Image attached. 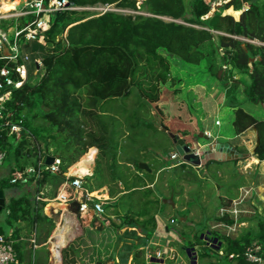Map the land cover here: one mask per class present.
Returning <instances> with one entry per match:
<instances>
[{"label": "trees", "instance_id": "16d2710c", "mask_svg": "<svg viewBox=\"0 0 264 264\" xmlns=\"http://www.w3.org/2000/svg\"><path fill=\"white\" fill-rule=\"evenodd\" d=\"M69 1L76 9L52 12L50 27L26 44V50L40 57L42 65L23 86L13 88L0 118V150L6 153L4 161L13 162L7 183L17 171L25 172L31 166L38 169L48 156L61 158L58 173L44 170L37 180L41 199L32 203L23 196L8 203V223L26 222L36 232L32 243L28 235L26 240L16 237L17 230L10 235L21 264H48V256L42 263L34 251V245L47 241L56 225L55 219L44 213V199L57 196L60 185L69 179V167L90 147H99L98 156L106 155L105 148L118 147L121 140H127L126 136L131 137L130 132L140 131L139 112L149 111L160 100L162 85L176 81L172 77L171 53L188 63L206 62L208 73L221 81L229 105L234 107L235 133L256 127L259 144L254 153L264 160V119L247 111L238 99L243 93L249 101L264 104V0H222V5L215 7L207 0ZM99 6L112 8L93 9ZM229 9L234 14L227 12ZM32 18H0V28L16 30ZM5 65L6 60L0 59V69ZM135 93L137 101H129ZM119 100L124 102L117 105ZM13 124L21 125L20 137L11 132ZM146 124L150 130L154 128L155 136L161 132L144 121ZM166 148L171 151L168 145ZM92 158L93 153L86 154L74 169L86 172L87 161ZM125 159L143 171L139 160L128 156ZM214 162L224 163L208 160L205 166ZM232 162L235 166L229 167L228 183L215 175L217 171L211 173L212 178H221L219 184L223 185L221 191L214 193L205 171L201 177L188 163L175 166L171 174L164 169L158 178L155 170L147 173L148 179L136 176L129 180L132 174L128 164L115 171L108 164L103 173L98 170L96 159L92 175L83 182L91 191L109 185L110 198L102 216L97 215L94 220L112 209L120 222L111 219L109 224L84 227L83 235L63 248L59 264H102L105 259L115 258L116 253L119 262L114 264H128L130 260L131 264H151L158 248L152 245L154 252L147 259L146 247L155 236L156 217L165 207H171L164 202V182L175 203L179 195V201L186 206L184 210L175 209L176 223L169 224L180 239L169 242L176 248L175 257L167 260L169 264H175L179 255L187 257V247H196L200 263L264 264V215L256 213L240 220L250 223L236 237L212 229L209 224L210 220L226 225L236 222L229 214H217L232 205L243 184L244 177L236 166L238 160ZM182 180L196 185L187 199L183 196ZM208 190L211 199L206 202ZM195 207L204 216L201 221L190 215ZM42 232L46 233L44 238L40 237ZM206 232L218 237L220 248L202 250L207 244L202 237ZM0 233L6 234L1 227ZM122 238L124 242L119 247ZM209 249L218 256L215 258ZM250 250L262 261L250 260Z\"/></svg>", "mask_w": 264, "mask_h": 264}, {"label": "crops", "instance_id": "0c3cea01", "mask_svg": "<svg viewBox=\"0 0 264 264\" xmlns=\"http://www.w3.org/2000/svg\"><path fill=\"white\" fill-rule=\"evenodd\" d=\"M5 1L11 2L7 0H0V9L2 8V4ZM18 3H16L15 6ZM0 13H5V12L0 11ZM164 85H162L161 87H163ZM179 86L182 87V89L190 88L193 90L194 88H197L199 85L198 84L193 85L191 83H187L186 85H184V82H183V84L181 83ZM180 90H181L180 88H175V92L176 91L179 92ZM198 92L201 93V91H198ZM223 92L225 94V91ZM239 95L241 96H239L238 99L244 107V104H246L247 98L243 95V93H239ZM261 105L264 108V104H261ZM226 106H228V108H230L233 112V114L230 115L232 126L227 127L226 129H224V131L217 129L215 132H213L214 130L213 125L212 123L208 122V118H210L209 114H207L206 116L207 118L204 117L202 120H199L195 118V116L184 105L183 107L180 108V112L181 114L183 113V115H180V113L177 116H171L170 114H166L164 112L165 105L162 102V90H161L160 100L154 103L150 107L149 113L155 116V120H154L155 126L158 129H160L161 132L167 135V140H168L167 145L171 148V151L168 152V155L160 157L158 153H153L149 149L142 148L140 150V155L134 156L130 159V160L132 159L139 160L138 161L139 164L141 162L147 163L151 169L150 171L140 168V166L139 168L142 169L143 171L137 170L136 165H134L135 163L126 162V164L129 165L130 167L129 173L132 174L129 177V180L134 179L136 176H140L144 179H148L147 173H151L155 170H156V178H158L164 169L167 170L168 174H171L172 169L175 166L182 164V163H188L189 165L195 168L198 174H202V171L204 170L208 176H211L210 174L212 172L217 171L216 172L217 175L219 177H224L228 183V181L231 180L229 167L235 166L232 160H238V162L236 163V166L239 171V174H241L244 177L243 184L240 187L238 194H237V198L233 201L232 205L228 207H223L217 212L219 216L229 214L230 217L235 219L236 222L233 225H226L225 223L219 222V221H213V220L209 221V224L212 227V229L218 230L223 234L229 235L228 233L223 232L224 231L223 226L230 229V231H234V230L236 231L237 225L239 223L240 224L246 223V222H241L240 220L244 218H249L255 215L256 213H260L264 215V160H260L259 158H257V156L254 153L255 148L259 144V136H258L256 127L251 126L243 133L236 134L234 127H233V120L235 118L234 107L230 105H226ZM100 110L101 109L99 108V111ZM257 118L264 119V116L257 117ZM215 124L217 127L222 126V122L219 119H216ZM163 125H165V127H163ZM163 128L165 130H163ZM198 132H200V134L202 132H205L209 136L214 137L215 141L218 143V147L216 149L213 148V152L223 151V153L226 155V159L225 160L211 159V160L223 161L224 163L214 162L209 166H205L206 164L202 166H196V165H193L185 161L183 156L179 155L178 151L176 150V143L174 142L173 137L171 136L172 133L179 135L181 138L185 139L187 144L193 147H198L199 145L205 146L207 144H211V146L214 147V143H209L208 140L207 141L200 140L199 136H197L199 138L196 141L195 135H197ZM190 139L192 140L191 142L189 141ZM236 147L247 149L248 152H241L237 150ZM148 150L149 152H151L150 154L148 153ZM233 151H235V153H233ZM90 152L93 153V158L87 161V165H86L87 171L84 172L83 170L74 169V167H76L79 161L82 160V157L85 156L86 154H89ZM98 152H99V147L97 146L90 147L89 151L85 153L79 159V161L75 162L69 167L68 172H66V176L69 179H67L64 183L60 185L57 196L54 198L44 199L47 201V204L44 207V213L50 217H53L55 219L56 225L51 235L48 237L47 241L41 244L34 245V251L38 252L39 259L42 263L45 262L47 256H48V260H47L48 264H59L62 262V258L58 262L55 260L53 251L51 249V242L55 240L56 233L58 230L60 232V235H59V240L61 242L60 247L61 245H63V248H64L71 241L83 235L84 227H91V226L98 227L101 223L109 224L111 219H113L115 222H120L119 217L113 214L112 209H110L111 211L109 210L106 216L101 217L100 219L94 220L99 214H97L93 209H90L88 212H83V213L80 212V215H78L75 213V207L71 205L75 201H80L82 197H81L80 192L77 193L72 187H70L69 181L75 177H82L83 181H85L86 177L91 176L93 173L94 167H95L96 159L98 157ZM174 152L178 153L177 158L171 157V154ZM147 154L150 156H148ZM230 154L232 155V157L228 158ZM51 156L56 157L58 155H51ZM227 161L229 163H227ZM12 164L13 162L9 161L7 165L5 166V168L3 169L4 173L0 175V186L1 185L3 186L2 190L4 191V194L6 197L5 207H6L7 215H9L8 203L14 198L25 196V197H28L32 201V203L41 199L38 193L37 180L33 178H30L27 181H19L17 183H12L11 181L10 183L6 182V179H8L10 175ZM120 164H124V162H120ZM207 178L213 180L212 177H207ZM4 181L6 183H3ZM214 181L210 183V187L211 185L214 186V188L216 189V192L218 193L221 190L223 185L219 184L218 182L215 183L214 185ZM130 182L131 181H129L128 183ZM149 184H150V181H149ZM119 185L120 187H123V184L121 181L119 182ZM181 185H184L183 188L186 191L188 189L189 191H191L192 189H195L196 187V185H192L190 183L188 184L184 180L181 181ZM84 186H87L85 182H84ZM150 186H152V184ZM167 186H168V183L164 182L163 186L161 187L165 195L167 196V198L164 199L165 203H168L165 201L166 199H168V197L173 198V196L170 195V189ZM86 189L91 191L90 187L89 188L86 187ZM91 192H93V194H96L97 198L102 199L103 206L105 209L106 206L109 204V201H108L110 198L109 185L105 184L104 186L99 187ZM63 196L65 197L63 198ZM183 196H184V191H183ZM189 197L190 195H188V198ZM180 198L181 197L178 195L176 199L177 202L175 203L174 201V205H172L171 203H168L169 205H171V208H174V209L179 208V209L184 210L186 206L183 203L181 204V202L179 201ZM210 208H212V204L209 206V209ZM31 212L32 214L34 213L33 207H31ZM173 215L174 214H171L169 216L161 212L156 217L157 218V229H156L154 238L149 242L148 246L146 247L147 252H148L146 257L147 259L152 257L151 253L154 252V250L152 249V245L157 246L158 252L163 250L165 257L163 259L156 257L155 260L153 259L151 260V263L169 264L167 262L168 258L175 257L176 248L171 247L169 242L172 240L180 241V239H179V236L172 229L170 230V227H169L170 223L172 224L176 223L174 221ZM190 215L194 218L195 221H200L201 219H204V216L202 215L198 207H195ZM81 219H85L83 220L84 223L75 229L76 222L80 221ZM3 221L5 222V219L2 216L0 218V225ZM9 226H10L9 229L6 232L7 235H12L17 230L16 237H21L22 240H26V238H28L26 236L28 235L30 236L29 241L31 243L35 242L36 232L31 231L28 228L26 222H22V223L15 222L14 225H9ZM124 230L125 228L121 230V233ZM207 234L208 232L203 234L202 237L205 238L204 236H206ZM237 235L238 234H236V236ZM45 236H46L45 232H42V234L40 235L41 238H44ZM236 236L233 235L232 237H236ZM120 241L121 242H120L119 247L123 245L124 239L122 238ZM209 247L211 248V246ZM181 261H182L181 262L182 264H188L189 258L186 256L181 257ZM115 262H119L117 253L115 255V258L105 259L102 264H114ZM128 264H131V260L129 261ZM198 264H208V263L206 262L200 263V259L198 257Z\"/></svg>", "mask_w": 264, "mask_h": 264}, {"label": "rangeland", "instance_id": "374dc122", "mask_svg": "<svg viewBox=\"0 0 264 264\" xmlns=\"http://www.w3.org/2000/svg\"><path fill=\"white\" fill-rule=\"evenodd\" d=\"M7 1L13 2L15 0H7ZM207 1L211 2V4L214 7L223 3L222 0H207ZM16 9L20 10L21 6L17 5ZM214 9L215 8H213V10ZM227 12L234 14L233 10L231 9H229ZM14 30L15 28H13V30L9 32L10 36H13ZM170 64H171V70H172V77L176 78V81L174 83L170 81L162 87V102L165 105L164 112L166 114H170L171 116H177L179 113L180 115H183V113L181 114L180 112V108L183 107L184 105L195 116V118L199 120H202L204 117L207 116V114H209L210 118H208V122L212 123L213 129H214L213 132H215L217 129L224 131V129H226L227 127L232 126L230 115L233 114V112L230 108H228V106H226V105H229L230 100L226 96V92L225 94L223 92L225 90H224V86L222 85L221 81L218 78L208 73L206 62L204 61V62H201L200 64H193V63H188L177 56H172L170 59ZM33 72L34 71L31 72L30 77H33V74H34ZM183 82H184V85H186L187 83H191L193 85L198 84L199 86L197 88H194L193 90L190 88L182 89V87H180L179 85L181 83L183 84ZM175 88H180L181 90L179 92L178 91L175 92ZM198 91H201V93H199ZM136 96L137 94L135 93L134 97H132L129 101H132V102H135V100L137 101ZM116 102H117L116 103L117 105H120L124 101L119 100ZM244 107L247 110L254 113L257 117L264 116V108L259 103H254L246 99V104H244ZM138 119L139 121H141L139 122V125L141 126L140 131L135 129L134 132H130L131 137L126 136L127 140L125 141L121 140L120 146L118 147L113 146V147L105 148L106 155L97 157L98 165H99L98 170L102 169L104 170L103 173H106L108 164L112 165L113 171H115L117 167L119 169H121V166L126 167L127 160L125 158L127 156L129 158H132L134 156L140 155V150L144 148L143 145L145 147L147 146L148 149L153 153L159 152L160 157L168 155V149L166 148L167 142H168L167 135L164 134L163 132H160L158 133V135L155 136L154 128L153 130H150L149 125L147 124L143 125L144 121L147 123H151L152 125H155V121H154L155 116L150 114L149 111L143 110L139 112ZM216 119H219L222 122L221 127L216 126L215 124ZM200 132H198L197 135H195V137L199 136ZM199 139L203 141H207L203 137H200ZM189 141L191 142L192 140L190 139ZM149 150H148V153L150 154L151 152H149ZM8 162L9 161L6 160L0 164V175L4 173L3 169L5 168ZM120 162H124V164L120 165ZM202 174L204 175V171H202ZM202 174H199V175L202 177ZM215 175L217 176V173H215ZM208 177H211V176H208ZM220 180L222 179L221 178L216 179V177L213 176V180L208 179V182L210 184L212 181H214V185H215V183L217 182L219 183ZM85 184L87 185L85 187L89 188V185L87 183ZM210 188L212 189V192L217 193L214 186L211 185ZM210 190L205 191L206 196H204V199L206 200V202H208V200L211 199L209 198L208 193H207ZM189 192H190L189 189L187 191L184 190V197L186 199L188 198ZM175 211L176 210L174 208L167 206L165 207L163 214L170 216L171 214L177 213V211L176 212ZM2 216L4 217L5 222L3 221L0 227L4 232H7V230L10 227L9 226L10 224L8 223L9 216L6 214V207L2 211L1 217ZM83 220L85 219H81L80 221L76 222L75 229L84 223ZM249 223L250 222H246L245 224L239 223L237 225L236 231L235 230L230 231V229L223 226V230H224L223 232L228 233L230 236H233V235L236 236V234H239L241 229L244 228L245 226H248ZM217 247H218L217 243L211 246V248H214V249H217ZM159 252H162L163 255L162 257H158V254H157V257L160 259H163L165 257L164 251L161 250ZM209 252L213 254L215 258L216 256H218L217 252H214L212 249H209ZM181 257H184V256L179 255L175 264L176 263L182 264ZM151 264H156V263H151Z\"/></svg>", "mask_w": 264, "mask_h": 264}, {"label": "built area", "instance_id": "2783aa9c", "mask_svg": "<svg viewBox=\"0 0 264 264\" xmlns=\"http://www.w3.org/2000/svg\"><path fill=\"white\" fill-rule=\"evenodd\" d=\"M17 5L21 6L20 10L16 9ZM17 5L8 12L0 13V18L19 16H33V18L28 20L24 27L16 29L13 36H10V31L0 28V59L6 60V65L0 69V118L3 116L5 103L10 99L13 88L23 86L29 80L31 72L38 70L42 65L40 57L33 56L31 52L26 50V44L36 40L40 32L50 27V15L52 12L76 9L69 0H20ZM111 8V6H99L93 9L107 10ZM20 131V124L11 126V132H15L18 137H20ZM177 156V152L171 154L172 158H177ZM5 157V151L0 150V164ZM60 165L61 158L56 156L54 162L50 165L45 161L39 163L38 169L31 166L25 172H15L11 182L27 181L30 178L38 180L44 170L58 173ZM69 185L77 193H81L82 198L79 201L81 213L93 209L97 214H103L102 199L97 198L96 194L86 189L82 177L71 179ZM59 235L60 232L58 230L55 240L51 242V249L57 262L62 258ZM13 243L10 235L0 233V264H21ZM157 254L158 257L163 255L162 252ZM248 258L257 262L262 261V258L255 254L253 250L248 252Z\"/></svg>", "mask_w": 264, "mask_h": 264}, {"label": "water", "instance_id": "95a60500", "mask_svg": "<svg viewBox=\"0 0 264 264\" xmlns=\"http://www.w3.org/2000/svg\"><path fill=\"white\" fill-rule=\"evenodd\" d=\"M220 5L222 4H219V6ZM170 55L171 57L174 56L172 53ZM221 73L222 72H220V74ZM171 136L173 137V140L176 143V150L178 151L179 155L183 156L185 161L193 165L202 166V165H205L206 162L211 159H217V160L226 159V155L223 153V151L213 152V148L216 149L218 147V143L215 141L214 137L209 136L205 132H202L199 135V137H204L206 140L209 141V143H214V147H212L211 144H207L205 146L199 145L198 147H192L191 145L187 144L185 139L181 138L179 135L172 133ZM199 137L195 138L196 141ZM233 153H235V151H233ZM231 157L232 155L230 154L228 158H231ZM54 160H55V156H48L46 159V163L50 165L54 162ZM139 166L140 168H143L147 171L151 170L148 164L145 162H141ZM165 201L174 205V200L172 197L166 199ZM71 205L75 207V213L80 215V202L75 201ZM5 206H6V197H5L4 191L0 189V215L3 209L5 208ZM205 240L207 241V244L202 247V250L204 251H206L209 246H213L214 243H217V242H218V248L221 247L222 242L219 241L218 237L213 238V241H211L209 233L205 236ZM62 250H63V245H61L60 247L61 256H62ZM186 254H187V257L189 258L188 264H198V255H197L196 247H187Z\"/></svg>", "mask_w": 264, "mask_h": 264}, {"label": "bare ground", "instance_id": "6f19581e", "mask_svg": "<svg viewBox=\"0 0 264 264\" xmlns=\"http://www.w3.org/2000/svg\"><path fill=\"white\" fill-rule=\"evenodd\" d=\"M20 0H15L13 2H4L2 4V8L0 9V11L2 12H7V11H10L12 10L14 7H15V4L18 3Z\"/></svg>", "mask_w": 264, "mask_h": 264}, {"label": "flooded vegetation", "instance_id": "af4514ba", "mask_svg": "<svg viewBox=\"0 0 264 264\" xmlns=\"http://www.w3.org/2000/svg\"><path fill=\"white\" fill-rule=\"evenodd\" d=\"M209 235H210V240L213 241V238H215V237L212 236L210 233H209ZM211 244H212V243H211ZM214 244H216V243H214Z\"/></svg>", "mask_w": 264, "mask_h": 264}]
</instances>
